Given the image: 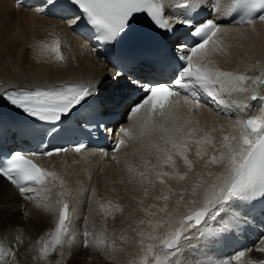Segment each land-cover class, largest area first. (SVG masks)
Returning <instances> with one entry per match:
<instances>
[{"label": "snow or ice", "instance_id": "6c2138e0", "mask_svg": "<svg viewBox=\"0 0 264 264\" xmlns=\"http://www.w3.org/2000/svg\"><path fill=\"white\" fill-rule=\"evenodd\" d=\"M67 6L71 14L64 17L65 22L74 30L80 28L90 33L85 38L101 44L139 39L134 31L138 20L146 21L155 32L173 34L170 38L174 50L167 60L175 66L173 79L133 82L144 94L130 105L128 126L117 129L120 137L113 152L135 141L147 156L141 157L142 170L131 165L127 168L128 182H134L142 193L137 211L143 213L131 228L135 251L130 254L129 264H201V257L193 251L199 248L193 237L210 239L216 226L223 231L239 227V221L229 225L224 222L225 217L220 221L217 217L242 206L255 208L257 198L264 203V79L246 72L222 70L208 59L210 54H228L227 49L233 47L229 34L236 33L233 38L244 35L239 32L241 25L252 26L250 30L255 31L257 21H264V0H235L237 15L230 16V26L212 17L216 9L206 5L205 0H186L182 6L191 15L185 13L184 18L176 19L175 25L187 28L191 44L178 34L180 28L165 18L160 0H67ZM204 12L209 13L208 18L199 19ZM58 49L59 41L55 50ZM94 91L92 85L14 90L0 95V100L34 121L55 122L48 130L54 132L62 118L66 119ZM223 93L230 98L227 103ZM222 105L234 108V117L231 112L222 114L235 118V126H230L227 134H223L221 127L222 135L218 138L213 135L218 129L202 126L198 119H193V113L202 106L220 110ZM21 131L27 133L30 129ZM82 147L77 145L75 151L80 152ZM37 154L41 153L18 149L0 152V156H6L0 164V177L17 187L25 199L32 198L25 194L35 191L33 185L50 191L49 184L55 185L59 179L56 172L43 170L29 158ZM112 159L116 160V156ZM59 188V198L41 209L55 211L57 219L54 231L47 233L50 238L41 235L36 240L34 260L36 264H87L97 241L88 230L86 219L83 232L77 235L76 218L64 199L71 193L62 179ZM148 198L154 202L145 204ZM100 208L105 213L124 212L123 205H113L111 201L108 207L100 204ZM206 220L217 221V225L211 226ZM193 228L195 232H191ZM9 232L22 233L23 229L18 224L0 223V235ZM122 241L121 252L125 250L123 244L128 243L124 238ZM16 242L22 243L19 236ZM16 251L15 247L5 249L0 243V264L6 256L15 261ZM259 251L264 252V247ZM243 256L241 251L236 261ZM251 264H264V260H253Z\"/></svg>", "mask_w": 264, "mask_h": 264}, {"label": "bare ground", "instance_id": "6f19581e", "mask_svg": "<svg viewBox=\"0 0 264 264\" xmlns=\"http://www.w3.org/2000/svg\"><path fill=\"white\" fill-rule=\"evenodd\" d=\"M164 1L168 15L175 17L179 11L174 6L186 0ZM232 2L205 0L208 6L218 5L220 13L229 8ZM251 28L249 25L240 26L239 32L244 35L238 38H233L237 36L236 33H230L229 40L233 47L227 49V55L210 54L208 59L213 65L222 70L246 72L264 79V22L256 23L254 32ZM57 41L58 51L55 50ZM94 51L90 43L76 35L65 20L43 17L33 9H17L11 0H0V95L7 89L42 85L55 87L67 81H81L93 87L96 85L95 93L99 96H109L111 91L124 87V78ZM222 95L227 103L230 98L226 93ZM223 112H231L234 117L235 110L224 105L220 106V110L202 106L193 113V119H198L202 126L207 125L209 129L216 127L218 131L213 135L219 138L222 135L219 131L221 127L223 134H227L230 126H235V118L229 119ZM128 123L125 120L123 125L128 126ZM113 156H116V160L112 159ZM142 156L147 158L140 145L132 141L120 151L107 155L95 150L82 153L67 151L41 160L45 171L56 172L71 193L64 199L68 200L76 218L77 235L83 232L86 219L87 228L97 241L87 264H129L130 254L135 251L131 228L135 227V221L143 213L137 211L142 193L134 182H128L127 168L131 165L142 170ZM59 179L55 185L49 184L50 191L41 186L29 195L31 199H25L0 177V223L18 224L23 229L22 233L0 235V243L5 249H17L15 261L6 256L3 264H16V261L18 264H36V240L41 235L49 239L47 233L54 231L57 219L55 211L41 209H45L46 205L51 206L59 198ZM93 191L95 195H92ZM109 201L123 205L124 212L105 213L100 204L108 207ZM151 202H154L151 198L145 200V204ZM234 212L242 217L237 209ZM24 213L30 215L25 216ZM226 213H221L217 221L225 217L224 222L232 225ZM85 215L88 216L85 218ZM206 223L209 224L207 220ZM195 231L196 228L191 229V232ZM17 236L22 243L16 242ZM122 238L128 240L123 244V252L119 251ZM193 240L199 245L193 251L201 257V264H251L253 260H264V252L259 251L264 247L262 243L249 248L236 261L238 254L216 255L209 239L193 237ZM114 248L116 250L113 251Z\"/></svg>", "mask_w": 264, "mask_h": 264}, {"label": "rangeland", "instance_id": "374dc122", "mask_svg": "<svg viewBox=\"0 0 264 264\" xmlns=\"http://www.w3.org/2000/svg\"><path fill=\"white\" fill-rule=\"evenodd\" d=\"M113 203H114V202H113ZM114 204H115V203H114ZM92 210H94V207L92 208ZM92 210H91V211H92ZM87 216H88V215H87ZM87 216L85 215V218H86Z\"/></svg>", "mask_w": 264, "mask_h": 264}]
</instances>
